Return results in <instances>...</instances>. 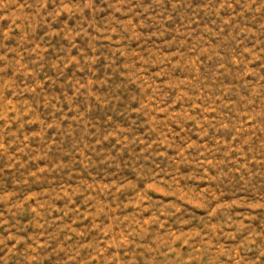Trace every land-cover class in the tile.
Instances as JSON below:
<instances>
[{
    "label": "rangeland",
    "instance_id": "rangeland-1",
    "mask_svg": "<svg viewBox=\"0 0 264 264\" xmlns=\"http://www.w3.org/2000/svg\"><path fill=\"white\" fill-rule=\"evenodd\" d=\"M0 264H264V0H0Z\"/></svg>",
    "mask_w": 264,
    "mask_h": 264
}]
</instances>
